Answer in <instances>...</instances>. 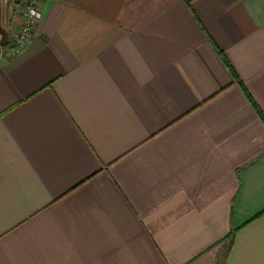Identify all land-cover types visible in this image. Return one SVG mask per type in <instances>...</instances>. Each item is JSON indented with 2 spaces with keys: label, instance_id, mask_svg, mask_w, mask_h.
Masks as SVG:
<instances>
[{
  "label": "crops",
  "instance_id": "0c3cea01",
  "mask_svg": "<svg viewBox=\"0 0 264 264\" xmlns=\"http://www.w3.org/2000/svg\"><path fill=\"white\" fill-rule=\"evenodd\" d=\"M39 9L0 62V264H217L231 232L221 264H264V0Z\"/></svg>",
  "mask_w": 264,
  "mask_h": 264
},
{
  "label": "built area",
  "instance_id": "2783aa9c",
  "mask_svg": "<svg viewBox=\"0 0 264 264\" xmlns=\"http://www.w3.org/2000/svg\"><path fill=\"white\" fill-rule=\"evenodd\" d=\"M40 2L41 0H24L19 6L20 23L18 29L13 33L8 44L4 45L0 42V62L18 54L31 39L35 24L41 19Z\"/></svg>",
  "mask_w": 264,
  "mask_h": 264
},
{
  "label": "trees",
  "instance_id": "16d2710c",
  "mask_svg": "<svg viewBox=\"0 0 264 264\" xmlns=\"http://www.w3.org/2000/svg\"><path fill=\"white\" fill-rule=\"evenodd\" d=\"M219 55L221 57V54L220 53H219ZM224 63L227 66V68L229 69V71L232 72V69H231V67L229 66V64L227 63L226 60H224ZM254 107H255V110H256L257 114L261 117V119L264 122V116H263L262 112L255 105H254ZM232 238H233V233L231 232V234L225 239V249H226V252L224 253V255H222V258L217 261V264H221L222 261L225 262L227 253H228V251L230 249V246L232 244Z\"/></svg>",
  "mask_w": 264,
  "mask_h": 264
},
{
  "label": "water",
  "instance_id": "95a60500",
  "mask_svg": "<svg viewBox=\"0 0 264 264\" xmlns=\"http://www.w3.org/2000/svg\"><path fill=\"white\" fill-rule=\"evenodd\" d=\"M0 40H1V37H0Z\"/></svg>",
  "mask_w": 264,
  "mask_h": 264
}]
</instances>
